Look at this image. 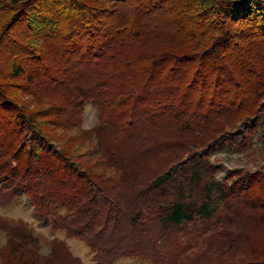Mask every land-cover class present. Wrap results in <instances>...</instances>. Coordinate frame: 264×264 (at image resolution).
I'll return each mask as SVG.
<instances>
[{"label":"trees","instance_id":"obj_1","mask_svg":"<svg viewBox=\"0 0 264 264\" xmlns=\"http://www.w3.org/2000/svg\"><path fill=\"white\" fill-rule=\"evenodd\" d=\"M260 115L264 0H0V204L27 195L94 264H264V170L218 179L208 151ZM0 230L1 264H86Z\"/></svg>","mask_w":264,"mask_h":264},{"label":"rangeland","instance_id":"obj_2","mask_svg":"<svg viewBox=\"0 0 264 264\" xmlns=\"http://www.w3.org/2000/svg\"><path fill=\"white\" fill-rule=\"evenodd\" d=\"M264 121V116L260 115L256 118L255 123ZM98 122L97 109L91 103L85 104L82 112V120L80 127L90 129ZM76 129L71 133H75ZM248 133L243 129L233 134L229 140L213 145L208 149L211 154V160L221 166L217 174L218 179H223L228 172L234 170L256 171L264 170V127L258 126L255 132H251L250 141L246 150L241 149V142ZM0 215L8 218L12 222L20 220L25 221L31 227L34 235L39 238L40 248L43 253H47L51 249V241L54 238L63 239L67 242L72 253L82 258L86 264H94L92 254L89 247L74 237H69L65 231H54L33 209V204L29 197L25 194L19 196L15 201L8 204H0ZM207 230L199 228L193 230L189 234H183L182 238H189L193 243V247L197 248L202 244V235ZM8 239V235L4 230H0V247H2ZM1 264V262H0ZM116 264H154L148 259L139 257L123 258Z\"/></svg>","mask_w":264,"mask_h":264}]
</instances>
